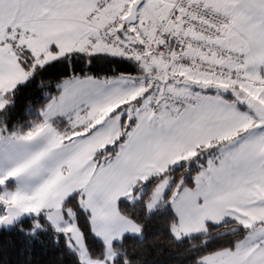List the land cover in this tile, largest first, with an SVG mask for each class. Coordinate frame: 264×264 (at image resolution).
Returning a JSON list of instances; mask_svg holds the SVG:
<instances>
[{
  "label": "snow or ice",
  "instance_id": "1",
  "mask_svg": "<svg viewBox=\"0 0 264 264\" xmlns=\"http://www.w3.org/2000/svg\"><path fill=\"white\" fill-rule=\"evenodd\" d=\"M158 242L264 264V0H0V264Z\"/></svg>",
  "mask_w": 264,
  "mask_h": 264
},
{
  "label": "trees",
  "instance_id": "2",
  "mask_svg": "<svg viewBox=\"0 0 264 264\" xmlns=\"http://www.w3.org/2000/svg\"><path fill=\"white\" fill-rule=\"evenodd\" d=\"M231 225H227L226 229L231 228ZM158 247H161L163 249V255L161 258L166 260V264H170V254H171V259L173 261V264H180L181 257L179 255V250L175 249L173 246L165 244V243H159L158 242ZM54 255V253H53Z\"/></svg>",
  "mask_w": 264,
  "mask_h": 264
}]
</instances>
